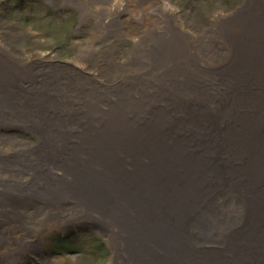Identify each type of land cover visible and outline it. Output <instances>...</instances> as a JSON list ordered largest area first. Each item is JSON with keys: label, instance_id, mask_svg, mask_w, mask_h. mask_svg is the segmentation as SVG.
<instances>
[{"label": "bare ground", "instance_id": "obj_1", "mask_svg": "<svg viewBox=\"0 0 264 264\" xmlns=\"http://www.w3.org/2000/svg\"><path fill=\"white\" fill-rule=\"evenodd\" d=\"M114 8L100 25L118 27ZM161 8L114 91L38 79L0 39V123L35 137L0 150V244L29 229L17 210L35 196L49 211L23 251L49 223L89 218L114 264H264V0L218 12L202 35Z\"/></svg>", "mask_w": 264, "mask_h": 264}, {"label": "rangeland", "instance_id": "obj_2", "mask_svg": "<svg viewBox=\"0 0 264 264\" xmlns=\"http://www.w3.org/2000/svg\"><path fill=\"white\" fill-rule=\"evenodd\" d=\"M244 1L0 0V39L10 53L29 58V70L38 79L61 72L92 76L96 84L104 86L99 90L114 91L118 80L131 71L127 58L134 50L133 37L141 36L143 27L152 22V17L157 18L150 14L152 11L158 14V9L169 3L177 19H183L188 29L202 35L219 14L236 10ZM114 6L118 27L100 25L102 17L116 10ZM138 10L148 12L143 21L138 19ZM219 61H224V55L215 58L216 63ZM40 82L36 80L26 85L32 89ZM0 134V150H4V155L35 144L33 133L22 126L0 123ZM1 166L0 160V172H5ZM19 203L24 210L18 207V215H29L21 218L29 228L22 230L23 233L36 235L49 204L35 196ZM0 220L5 221L1 216ZM77 221L63 227L49 223L43 232L47 235L39 240L38 236H27L36 242L25 251L21 248L23 233L10 230L6 236L13 243L0 244V264H114L116 252L107 237L96 231L98 222L89 218ZM3 227L0 226V231ZM37 242L40 250H36Z\"/></svg>", "mask_w": 264, "mask_h": 264}]
</instances>
